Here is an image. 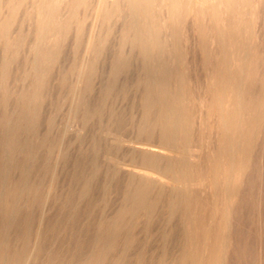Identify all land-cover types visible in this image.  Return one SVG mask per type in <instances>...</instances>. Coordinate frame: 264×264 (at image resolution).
<instances>
[{
  "label": "rangeland",
  "instance_id": "rangeland-1",
  "mask_svg": "<svg viewBox=\"0 0 264 264\" xmlns=\"http://www.w3.org/2000/svg\"><path fill=\"white\" fill-rule=\"evenodd\" d=\"M26 1H28V3ZM98 1L100 0H86V4L80 5L78 10H76L77 12H73V15L62 16V20H60V22L58 23L57 29L55 28L52 32H50L51 34L53 33L52 38H50V40L45 39L41 43L40 49L42 50L40 51L34 48L32 49V46L34 44V41L32 40H35L36 38L35 31L38 26L36 15L34 13L30 14L29 12L32 0H21V3L18 6L20 11L17 8L14 12L15 15H6V7H3V11H1L2 15H0V25L2 26H0V143H2L0 144V152H3L0 153V264H264V259H262L264 258V213L262 212L264 211V187L262 185L264 184V170H262L264 169V141L262 140L263 136H261V133H257L256 135L254 134L255 137L251 140L250 146L244 148V151H240L239 153L235 154V166H232L234 170L231 167L228 168L227 170H225V172L223 171L221 173L222 175L224 173L223 176L220 174L217 167L218 163H220V159L216 157L218 156L217 153H219L221 150L220 147L225 142L219 117L220 115H223L227 110H231V105L233 106L237 101L239 87L238 84L240 80L243 81V79H241V77L239 76L240 72H242L241 74L251 72L250 82H248V87L246 86L245 89L246 94L249 93V96L252 95L251 99L255 103L253 111V120L255 121V123L253 121L252 129L255 128L256 132L258 128H264V0H157V2L156 0H149V11L147 13L148 16H146L154 21L156 20L159 22L166 18V8L168 7V3H170L171 1H174L176 4H181L180 6L185 7L181 12V14L184 16L182 17L181 15H179V32L178 30L176 31V34L178 35L176 38L171 39L170 42L174 44L176 43V45L173 47V50L174 56L178 58L176 65H178V73L180 75L177 80V87L178 90H182L181 92L183 93L182 95L184 98L183 102L186 106L185 114L187 123L184 133L187 134V138L182 141L183 143L181 142V144H183L182 149L184 148L183 151H185L186 148L187 150L185 153H187L188 155L189 153L192 154V156L187 158V161H192V163L200 162L202 166L198 167V170H196V172H192L189 175L190 179L186 177L189 185H191H188V188L190 192H192L191 194L195 195L194 197H196L194 204L189 206L187 210H185L184 205H182L179 209H176L174 211L168 209L167 207H165V209L163 208L162 211V207L164 206L160 204L157 205L158 207L154 206L156 208L152 206L151 209L153 211L150 209V206L148 207L144 205L145 207L139 206V208H136V206L134 205H127L125 199L123 198V196L126 197V192L128 193L126 177H111L110 174L108 175V168L112 166L111 162L104 156V153L108 149H115V152L114 150L113 152L117 157L120 158L125 157L124 159H129L130 156L131 158L136 157L133 154L127 152V148L123 146L120 147V145L117 144L112 145L108 137H106V135L102 132V129L108 125H112L113 127L120 129L124 135H130L132 134V131H134L131 130L133 125L136 124L138 120L139 124L142 121V88L139 87L138 89L135 87V85H132V81L134 82L136 76L140 73V71H142L140 60L137 61V63L133 58V60L129 64V70L127 72L120 73L122 76L119 74L116 78H114L115 75L112 73L113 69H111L113 68V66L111 65H114L113 60L115 59V53L119 49V32L122 33V20H124V18H127L128 16L126 15V12H116V14L114 13L111 16L105 15L106 17L103 15L105 19L103 20V28L100 30L101 32L104 31L103 33H106L107 35V40L105 42L106 47L104 46L102 53L96 56L92 55L93 57L91 55L89 56V59H91L90 63L87 65L88 67H85L84 69V73L86 76L83 74L84 78L82 82L78 84L76 93H73L75 92V90L73 91V88H75L76 86L75 71L79 68V62L84 56L87 36L91 31H95L96 33L100 32L98 25L96 26V15L94 11V7L97 5ZM101 1L105 6L109 4L110 0ZM214 5H216V7ZM226 5H229V7H227ZM223 13L226 14L224 15V17L222 16ZM230 19L232 20L231 23ZM197 20L199 21V23ZM211 26H213V28ZM59 27L62 28L60 29ZM216 28H218L217 31ZM193 29L195 31H193ZM156 32L159 35L165 33L163 30H156ZM209 32H211L213 35L215 34V37L222 33L223 39L219 37L212 38L211 34H208ZM202 33L208 35H204L205 37L203 39V36H200ZM210 37L212 40L217 38L218 40L212 41L210 40ZM6 41L7 43H4ZM51 42L54 43L52 44ZM201 42L204 43L202 44ZM229 42L232 45H229ZM247 43H249L250 46ZM233 45L235 47H233ZM256 45L259 48H257ZM260 46H262L263 48ZM222 51L224 52V54ZM240 51L242 52V55ZM246 51H250L251 53L249 52L247 54ZM49 54L51 57L49 56ZM230 54L231 56L229 57ZM244 57L246 58V61ZM205 58L212 59V61L205 63ZM216 60L220 65H218ZM237 60L239 63L237 62ZM258 61L262 64H260ZM7 62L11 66L8 65ZM40 62L43 63V65H41ZM2 64L4 66H2ZM255 66L257 70L255 69ZM205 70H207V72ZM43 72L45 74H43ZM221 72L226 74V78H220ZM254 74L256 77L255 79ZM206 76L208 78H206ZM205 79L207 80V83ZM179 81H181L182 83ZM173 82L174 81L172 79L171 83H176ZM258 83L260 84L258 85ZM90 87L91 90H89ZM121 90L124 91L122 92ZM79 91H81V93ZM87 91L90 93H88ZM122 93L124 94L122 95ZM100 98L103 99V101ZM106 98L109 100H107ZM137 99L140 102H138ZM84 100L87 102H85ZM75 102L79 105L78 113L80 114V116H77L79 122L77 118H72L69 114L71 106L72 104H75ZM202 102L204 104H202ZM135 104H137V106ZM189 104L191 106H189ZM113 106L115 110L112 109ZM131 106H133V108ZM138 107H140V109ZM189 113H191V115ZM130 114H133V117ZM206 115L209 116V120L207 119L208 116ZM131 117L132 119H130ZM128 120H130L131 122ZM216 120L218 121V125L216 123ZM212 121L214 122L212 123ZM76 124H79V126H82V128L80 130H77ZM214 124L215 126H213ZM209 128L212 130H210ZM238 129L236 128V133L240 131V129ZM214 132L215 135H213ZM201 138L203 139L201 140ZM198 142H200L201 145ZM214 143L215 145H213ZM17 144H20L21 146L19 145V147ZM198 148L200 149V151L202 150L203 153L202 151L200 152ZM260 149L262 150L260 151ZM46 152L49 154H47ZM2 153H5L6 155ZM22 155L25 156L22 157ZM65 157V160L67 161L64 160ZM22 159L24 162L22 161ZM249 160L251 163H248ZM92 162L93 164H96L93 165ZM44 163L48 166L44 165ZM244 165L247 166L246 170L243 169ZM37 166L39 169L37 168ZM44 167L46 169H44ZM205 167L208 168L206 169ZM96 171L98 172L96 173ZM104 173L107 174V176H105ZM96 174H98V176H96ZM229 174L231 176V179L229 178L230 176H228ZM90 175H94V177L92 176V178L90 177ZM204 176L206 178H204ZM224 176L226 179L223 178ZM203 178L206 182L203 181ZM242 178L245 179V183ZM250 178L252 180H249ZM218 179L220 180L218 181ZM109 181H111V183H109ZM212 182L214 185L212 184ZM210 185H212V187ZM224 185L229 187V189L225 190ZM259 186H262L261 190L258 189L260 188ZM241 187L243 188V190ZM107 188L111 190V192ZM218 189L220 190L218 191ZM121 190H123V193L121 192ZM237 191H239V195H237ZM252 191L254 193H251ZM213 195L215 196L213 197ZM205 196H207L208 199ZM197 197H199V199ZM216 199L219 200V202L216 201ZM207 202L211 203V205L207 204ZM233 202L237 203L234 204ZM259 202L261 205L259 204ZM197 204L198 206H196ZM121 205L124 207L121 208ZM118 206H120V208ZM207 206L210 209L212 206V209H208ZM141 208H143L144 210H141ZM159 208L161 209V211ZM228 209H230V212ZM117 211L122 212H118V214H116ZM148 211L151 213H148ZM158 211H160L161 213ZM218 212L219 214H217ZM260 213L263 214L260 215ZM119 215H121L122 218ZM142 215H144L145 217ZM147 216L148 220L146 219ZM164 217L166 218V220ZM187 217L190 219H188ZM200 217L202 220L200 219ZM139 218L144 219L140 220ZM203 218L206 219L205 222H203ZM224 219H227V221H225ZM116 220L120 222V226L119 222L117 223ZM103 221L105 222V224ZM99 222L101 224H99ZM113 222L117 225H113ZM140 222H142V224ZM143 222L144 224L146 223L145 227L142 226L144 225ZM122 223L125 225H122ZM149 224L150 227H152L150 229ZM228 224L231 226H229ZM131 225L133 226L131 227ZM161 225H163L164 227H162ZM111 226H114L115 228L113 227V229H111ZM104 227L107 229H104ZM118 227L121 229L118 230ZM161 228H163V230ZM97 229H101V231L103 232ZM125 230L128 231L125 232ZM96 231H99L98 233L100 235ZM123 231L126 234H123ZM184 231L185 233H183ZM94 233L96 236L94 235ZM110 233L113 234L112 237V234ZM179 233L181 234L179 235ZM36 234L37 236H35ZM38 234L40 235L38 236ZM97 234L100 238L97 237ZM116 234L119 235V237H117ZM151 234L153 235L151 236ZM130 235H132L131 237H133V239L129 237ZM160 235L163 237H161ZM122 236L124 239L122 238ZM242 236L244 237V239ZM115 237L118 239H116ZM128 237L131 239L128 240ZM107 239L110 240L111 243L109 241L107 244ZM260 239L262 240V242ZM119 240L121 242H119ZM198 242L199 244H197ZM126 243L128 246L125 245ZM225 243H227V246H225ZM109 244H111V246ZM122 244L127 246V248L124 247L125 250L123 249L124 245L122 246ZM120 245L121 247H119ZM102 246L105 247V249ZM228 246H230V249L228 248ZM116 247L117 249H115ZM189 247L191 248V250L189 249ZM100 248L103 249L100 250ZM176 248L177 250H175ZM221 248H223V250ZM128 249L131 250L129 251ZM99 251L103 253H99ZM106 251H108L109 253L107 252L106 254ZM207 252L208 254L206 255ZM96 253H98V255ZM104 253L107 256L104 255ZM189 255L191 258L189 257Z\"/></svg>",
  "mask_w": 264,
  "mask_h": 264
},
{
  "label": "bare ground",
  "instance_id": "bare-ground-1",
  "mask_svg": "<svg viewBox=\"0 0 264 264\" xmlns=\"http://www.w3.org/2000/svg\"><path fill=\"white\" fill-rule=\"evenodd\" d=\"M23 1V0H22ZM31 1V0H30ZM105 1V0H104ZM167 1V0H166ZM170 1V0H169ZM208 1V0H206ZM229 1V0H228ZM28 3V1H26ZM149 0H110L108 5H103V2L100 0L98 1L97 5L94 7V11H95V15H96V26L98 25L99 30L103 28V20L105 19V15H113L114 13L116 14V12H126L128 15L127 18H124L123 21V25H122V33L119 32L120 34V40H119V49L116 51V55H115V59L113 60V64L111 65L113 66V71L112 73L115 75L114 78L118 77V75L122 72H127L129 70V64L130 62L133 60V58L137 61L140 60L141 62V70L140 73L136 76L135 81H132V85H135L136 88L139 89V87H141L142 89V98H141V104H142V113H141V119L142 121L139 124V120L136 124L133 125V127L131 128L132 134L130 135H124L120 129L113 127L112 125H108L105 128L102 129V132L106 135V137H108L109 141L113 144H117L127 148V152L133 154L136 158H130L129 159H124L123 157H117L115 152L113 150H111L112 148L108 149L105 153L104 156L111 162L112 166H108L110 168H108V175L110 174L111 177H126V184H127V188H128V193L126 192V197L123 196V198L125 199V202L131 205L136 206V208H139V206H157V205H162L164 207H162V211L163 208L165 209V207H167L170 210H176L179 209L182 205H184L185 210L188 209L189 206L193 205L195 202V195H192L188 188L189 182L187 181L186 177H190L189 175L192 172H196V170H198V167H201L202 164L200 162H189L187 161V158L192 156L191 153H189V155L186 152V148L185 151H183L182 149V145L181 142L184 141L187 138V134L184 133L185 132V128H186V114H185V110H186V106L184 104V98H183V93L178 90V85H177V80L178 77L180 76L178 73V65H176L177 63V59L174 56V50L173 47L176 45V43H172L170 42L171 39H174L177 37L178 34H176V31L179 29V25L178 22L180 20L179 15H181L182 17L184 15L181 14L182 9H184V6H180L178 4H176L174 1H171L170 3H168V7L166 8V18L163 19L161 22L159 21H154L151 18L147 17L148 16V11H149ZM152 2V1H151ZM157 2V0H156ZM163 2V1H162ZM185 2V1H184ZM191 2V1H190ZM198 2V1H197ZM202 2V1H201ZM245 2V1H244ZM21 3V0H0V15H2L1 11H3V7H6V15H13L15 10L18 8L19 4ZM107 3V2H106ZM105 3V4H106ZM192 3V2H191ZM200 3V1H199ZM257 3V2H255ZM86 4V0H32V4H31V8L29 10L30 14L34 13L36 15V21L38 22V26L37 29L35 31V40L33 39L32 41H34V44L32 46V49H37L38 51L42 50L40 49V45L41 43L45 40L48 39L50 40V38H52V34L50 32H52L55 28L57 29L58 23L60 22V20H62V16H67V15H73V12H77L76 10H78L80 5H85ZM152 4V3H151ZM204 4V3H203ZM213 4V3H212ZM218 4V3H217ZM246 4V3H245ZM63 5V6H62ZM201 5V4H200ZM221 5V4H220ZM219 5V6H220ZM242 5V4H241ZM259 5V4H258ZM257 5V6H258ZM28 6V5H27ZM216 7V5H214ZM227 6V5H226ZM235 6V5H234ZM246 6V5H244ZM253 6V5H252ZM23 7V6H22ZM229 7V5L227 6ZM239 7V6H238ZM254 7V6H253ZM21 8V6H20ZM25 8V7H24ZM82 8V7H81ZM84 8V7H83ZM191 8V7H190ZM208 8V7H207ZM210 8V7H209ZM240 8V7H239ZM243 8V7H242ZM247 8V7H246ZM264 8V7H263ZM154 9V8H153ZM219 9V7H218ZM260 9V8H259ZM258 9V10H259ZM19 10V8H18ZM85 10V9H84ZM213 10V9H212ZM211 10V11H212ZM217 10V9H215ZM239 10V9H237ZM248 10V9H247ZM20 11V10H19ZM192 11V10H191ZM206 11V9H205ZM249 11V10H248ZM256 11V10H255ZM84 12V11H83ZM93 12V11H92ZM217 12V11H216ZM257 12V11H256ZM262 12V11H261ZM17 13V12H16ZM212 13V12H211ZM263 13V12H262ZM21 14V13H20ZM123 14V13H122ZM162 14V15H164ZM260 14V13H259ZM15 15V14H14ZM34 15V16H35ZM81 15V14H80ZM103 15L105 17H103ZM121 15V14H120ZM124 15V14H123ZM147 15V16H146ZM203 15V14H202ZM223 13V17H224ZM257 15V14H256ZM261 15V14H260ZM33 16V15H32ZM57 17V18H56ZM151 17V15H150ZM163 17V16H162ZM218 17V16H217ZM221 17V16H220ZM233 17V16H232ZM231 17V18H232ZM237 17V16H236ZM241 17V16H239ZM18 18V17H17ZM64 18V17H63ZM119 18V17H118ZM117 18V19H118ZM121 18V17H120ZM210 18V17H209ZM252 18V17H251ZM72 19V18H71ZM123 19V18H122ZM239 19V18H238ZM69 20V19H68ZM231 20V19H230ZM4 21V20H3ZM2 21V22H3ZM6 21V20H5ZM12 21V19H11ZM98 21V23H97ZM102 21V22H101ZM198 21V20H197ZM209 21V20H208ZM211 21V20H210ZM216 21V20H215ZM228 21V20H227ZM17 22V21H16ZM30 22V21H29ZM107 22V21H106ZM119 22V21H118ZM184 22V21H183ZM201 22V21H200ZM203 22V21H202ZM213 22V21H212ZM222 22V21H220ZM232 22V20L230 21V23ZM236 22V20H235ZM12 23V22H11ZM79 23V21H78ZM199 23V21H198ZM219 23V22H217ZM25 24V22H24ZM36 24V23H35ZM61 24V23H60ZM107 24V23H106ZM203 24V23H202ZM234 24V23H233ZM239 24V22H238ZM200 25V24H199ZM198 25V27H199ZM209 25V23H208ZM222 25V24H221ZM230 25V24H229ZM236 25V24H235ZM247 25V24H246ZM2 26V25H0ZM19 26V25H18ZM79 26V25H78ZM184 26V23H183ZM206 26V24H205ZM214 26V25H213ZM213 26H211L213 28ZM223 27V26H222ZM60 28V27H59ZM62 28V27H61ZM60 28V29H61ZM93 28V27H92ZM91 28V29H92ZM211 28V29H212ZM225 28V27H224ZM223 28V29H224ZM15 29V28H14ZM108 29V28H107ZM185 29V28H184ZM198 29V28H197ZM196 29V30H197ZM201 29V28H200ZM218 28H216L217 31ZM231 29V28H230ZM245 29V27H244ZM63 30V29H62ZM70 30V29H69ZM112 30V29H111ZM110 30V31H111ZM156 30H163L165 33L164 34H158L156 32ZM192 30V29H191ZM210 30V29H209ZM239 30V29H238ZM181 31V30H180ZM193 31H195L193 29ZM199 31V30H198ZM197 31V33H198ZM227 31V30H226ZM247 31V30H246ZM18 32V31H17ZM104 32V31H103ZM103 32H98L96 33L95 31H91L88 36H87V41H86V49L84 50V56L81 59V61L79 62L78 65V69L75 71L76 73V86L75 88H73V91L75 90V92H73L74 94L77 91V87L78 84L80 82H82L83 80V76L85 75L84 73V69L85 67H88L87 65L90 63L89 59L90 55H98L100 53H102L103 48L105 46V42L107 40V35L106 33L104 34ZM179 32V30H178ZM203 32V31H202ZM224 32V31H223ZM3 33V32H1ZM81 33V32H80ZM201 33V32H200ZM205 33V32H204ZM204 33H202L200 36H203V39L205 36H207L208 34H211L212 38H222L223 39V34L222 33H218L219 35H217L215 37V34L213 35L211 32H209L207 35H205ZM237 33V32H236ZM37 34V36H36ZM181 34V32H180ZM242 34V33H241ZM199 35V34H198ZM205 35V36H204ZM44 36V37H43ZM79 36V35H78ZM229 36V34H228ZM19 37V36H18ZM23 37V36H22ZM43 37V38H41ZM198 37V36H195ZM210 37V40H212ZM12 38V37H11ZM28 38V37H27ZM79 38V37H78ZM119 38V37H118ZM201 38V37H200ZM199 38V39H200ZM207 38V37H206ZM236 38V37H235ZM240 38V37H239ZM247 38V37H246ZM13 39V38H12ZM221 39V40H222ZM237 39V38H236ZM4 40V39H3ZM28 40V39H27ZM180 40V39H179ZM206 40V39H205ZM214 40H218L214 39ZM212 40V41H214ZM235 40V39H234ZM240 40V39H239ZM228 41V40H227ZM264 41V40H263ZM175 42V40H174ZM206 42V41H205ZM219 42V41H218ZM224 42V41H223ZM232 42V41H231ZM4 43H7L4 42ZM52 43V42H51ZM54 43V42H53ZM52 43V44H53ZM178 43V42H177ZM202 43V42H201ZM204 43V42H203ZM202 43V44H203ZM244 43V42H243ZM23 44V43H21ZM25 44V43H24ZM235 44V43H234ZM249 46L250 44L247 43ZM252 44V43H251ZM15 45V44H14ZM222 45V44H221ZM229 45L230 44L229 42ZM6 46V45H5ZM4 46V47H5ZM25 46V45H24ZM204 46V45H203ZM211 46V45H210ZM241 46V45H240ZM263 46V45H262ZM260 46V47H262ZM23 47V46H22ZM106 47V46H105ZM232 47V46H231ZM233 47H235L233 45ZM232 47V48H233ZM257 47V45H256ZM2 48V47H1ZM216 48V46H215ZM259 48V47H257ZM263 48V47H262ZM22 49V48H21ZM44 49V46H43ZM77 49V48H76ZM48 50V49H47ZM218 50V49H217ZM245 50V49H242ZM252 50V49H251ZM2 51V50H1ZM176 51V50H175ZM179 51V50H178ZM177 51V52H178ZM226 51V50H225ZM257 51V50H256ZM35 52V51H34ZM33 52V53H34ZM37 52V51H36ZM46 52V51H44ZM223 52V51H222ZM221 52V53H222ZM230 52V51H229ZM241 52V51H240ZM247 54L250 52L246 51ZM255 52V51H252ZM263 52V51H262ZM176 53V52H175ZM212 53V52H211ZM216 53V51H215ZM213 53V54H215ZM239 53V52H238ZM251 53V52H250ZM257 53V52H256ZM259 53V52H258ZM5 54V53H4ZM48 54V53H47ZM224 54V52H223ZM232 54V53H231ZM231 54L229 55V57L231 56ZM240 54V53H239ZM238 54V55H239ZM261 54V53H260ZM3 55V54H2ZM36 55V53H35ZM41 55V54H40ZM242 55V52H241ZM258 55V54H257ZM33 56V55H32ZM38 56V55H37ZM50 56V54H49ZM184 56V55H183ZM209 56V55H208ZM236 56V55H235ZM253 56V54H252ZM6 57V56H5ZM51 57V56H50ZM93 57V56H92ZM101 57V56H100ZM98 57V58H100ZM113 57V56H112ZM181 57V56H180ZM214 57V56H213ZM212 57V58H213ZM216 57V56H215ZM250 57V56H249ZM260 57V55H259ZM258 57V58H259ZM182 58V57H181ZM220 58V57H218ZM245 58V57H244ZM254 58V57H253ZM257 58V56H256ZM15 59V58H14ZM51 59V58H50ZM55 59V58H54ZM94 59V58H93ZM217 59V58H216ZM223 59V58H222ZM227 59V58H226ZM232 59V58H231ZM230 59V60H231ZM243 59V58H242ZM5 60V59H4ZM11 60V59H10ZM17 60V58H16ZM15 60V61H16ZM25 60V59H24ZM203 60V59H202ZM218 60V59H217ZM216 60V61H217ZM263 60V59H262ZM12 61V60H11ZM29 61V60H28ZM39 61V60H38ZM50 61V60H49ZM180 61V60H179ZM183 61V60H182ZM186 61V60H185ZM195 61V60H194ZM201 61V60H199ZM209 61H212V59L209 58H205L204 62L207 63ZM232 61V60H231ZM241 61V60H240ZM246 61V58H245ZM254 61V60H253ZM14 62V61H13ZM238 62V60H237ZM242 62V61H241ZM240 62V63H241ZM244 62V61H243ZM259 62V61H258ZM11 63V62H10ZM35 63V62H34ZM51 63V62H50ZM73 63V62H72ZM138 63V62H137ZM212 63V62H210ZM218 63V61H217ZM216 63V64H217ZM224 63V62H223ZM239 63V62H238ZM247 63V62H246ZM245 63V64H246ZM260 63V62H259ZM8 64V62H7ZM41 65H43V63L40 62ZM58 64V63H57ZM71 64V63H70ZM110 64V63H109ZM180 64V63H179ZM183 64V63H182ZM244 64V65H245ZM250 64V63H249ZM262 64V63H260ZM10 65V64H8ZM45 65V64H44ZM132 65V64H131ZM218 65H220L218 63ZM251 65V64H250ZM2 66H4L2 64ZM11 66V65H10ZM51 66V65H50ZM213 66V65H212ZM229 66V65H228ZM237 66V65H236ZM253 66V63H252ZM251 66V67H252ZM261 66V65H260ZM263 66V65H262ZM26 67V66H25ZM52 67V66H51ZM64 67V66H63ZM227 67V66H226ZM225 67V70H226ZM231 67V66H230ZM235 67V66H234ZM246 67V66H245ZM6 68V67H5ZM35 68V67H34ZM204 68V67H203ZM212 68V67H211ZM247 68V67H246ZM205 69V68H204ZM219 69V68H218ZM223 69V68H222ZM231 69V68H230ZM237 69V68H236ZM256 69V66H255ZM72 70V69H71ZM209 70V69H207ZM207 70H205L207 72ZM221 70V69H220ZM248 70V69H246ZM253 70V69H250ZM257 70V69H256ZM264 70V69H263ZM262 70V71H263ZM9 71V70H8ZM38 71V70H37ZM135 71V70H134ZM133 71V72H134ZM204 71V70H203ZM231 71V70H230ZM238 71V70H237ZM243 71V70H242ZM261 71V70H260ZM3 72V71H2ZM87 72V71H86ZM91 72V71H90ZM215 72V71H214ZM225 72V71H224ZM229 72V71H228ZM216 73V72H215ZM231 73V72H230ZM229 73V74H230ZM233 73V72H232ZM242 72H240L239 76L241 77V79H243V81L240 80L239 84H238V98L236 103L232 106L231 105V110H227L226 112H224L223 115H220L219 119H220V125H221V130H222V134H223V138H224V144L220 147V152L217 153L218 159H220V163H218V170L220 172V174L225 170H227L228 168H232V166L235 164L234 160H235V154L239 153L240 151H244L246 147L250 146L251 140L255 137V135L257 133H261V136H263V141H264V128L260 127L257 129V131L255 132V128L252 129V123H253V111H254V102L251 99L252 95L249 96L248 94H246V89L245 87H248V82H250L251 79V72H246L241 74ZM255 73V72H254ZM259 73V72H258ZM1 74V72H0ZM43 74H45L43 72ZM67 74V73H65ZM69 74V73H68ZM84 74V75H83ZM88 74V73H87ZM95 74V73H93ZM92 74V75H93ZM126 74V73H125ZM134 74V73H133ZM136 74V73H135ZM182 74V73H181ZM214 74V73H213ZM221 76L220 78H226V74L224 73H220ZM30 75V74H29ZM38 75V74H37ZM121 75V74H120ZM233 75V74H232ZM259 75V74H258ZM86 76V75H85ZM112 76V75H111ZM122 76V75H121ZM215 76V75H214ZM228 76V75H227ZM7 77V76H5ZM10 77V76H9ZM71 77V76H70ZM92 77V76H91ZM185 77V76H184ZM233 77V76H232ZM1 78V77H0ZM37 78V77H36ZM48 78V77H47ZM127 78V77H125ZM206 78H208L206 76ZM235 78V77H234ZM237 78V77H236ZM255 74H254V79H255ZM40 79V77H39ZM46 79V77H45ZM65 79V78H64ZM75 79V78H74ZM176 82L174 84L171 83V81ZM219 79V78H218ZM36 80V79H35ZM115 80V79H114ZM117 80V79H116ZM120 80V78H119ZM132 80V79H131ZM183 80V79H182ZM206 80V79H205ZM204 80V81H205ZM214 80V79H213ZM258 80V79H257ZM122 81V80H121ZM128 81V79H127ZM217 81V79H216ZM225 81V80H224ZM264 81V80H263ZM262 81V82H263ZM33 82V81H32ZM114 82V81H113ZM126 82V81H125ZM181 82V81H179ZM260 82V81H259ZM25 83V82H24ZM118 83V82H117ZM120 83V82H119ZM131 83V82H130ZM182 83V82H181ZM207 83V80H206ZM205 83V84H206ZM261 83V82H260ZM258 83V85L260 84ZM70 84V83H69ZM129 84V83H128ZM180 84V83H179ZM211 84V83H210ZM214 84V83H213ZM223 84V83H222ZM226 84V82H225ZM228 84V83H227ZM252 84V83H251ZM38 85V84H36ZM105 85V84H104ZM109 85V84H108ZM189 85V84H188ZM187 85V86H188ZM2 86H3V82H2ZM42 86V85H41ZM113 86V85H112ZM193 86V85H192ZM222 86V85H221ZM227 86V85H226ZM263 86V85H262ZM108 87V86H105ZM111 87V86H110ZM133 87V86H132ZM181 87V86H180ZM185 87V86H184ZM207 87V85H206ZM217 87V86H216ZM229 87V86H228ZM29 88V87H28ZM190 88V87H189ZM188 88V91H189ZM254 88V87H252ZM105 89V88H104ZM107 89V88H106ZM132 89V88H131ZM229 89V88H228ZM251 89V88H250ZM32 90V88H31ZM29 90V91H31ZM88 90V89H87ZM91 90V87L90 89ZM88 90V91H89ZM113 90V89H112ZM206 90V89H205ZM28 91V90H27ZM87 91V92H88ZM104 91V90H103ZM122 91V90H121ZM124 91V90H123ZM122 91V92H123ZM128 91V90H127ZM126 91V92H127ZM138 91V90H137ZM187 91V90H186ZM210 91V90H209ZM81 93V91H79ZM106 92V91H105ZM118 92V91H117ZM257 92V91H256ZM31 93V92H30ZM90 93V92H88ZM111 93V92H110ZM115 93V92H114ZM137 93V92H136ZM135 93V94H136ZM231 93V92H230ZM229 93V94H230ZM32 94V93H31ZM78 94V93H77ZM121 94V93H120ZM124 93H122L123 95ZM126 94V93H125ZM132 94V93H131ZM210 94V93H209ZM89 95V94H88ZM109 95V93H108ZM107 95V96H108ZM121 95V96H122ZM139 95V94H138ZM187 95V94H186ZM189 95V94H188ZM204 95V94H203ZM207 95V94H206ZM12 96V95H11ZM28 96V95H27ZM86 96V95H85ZM91 96V95H90ZM135 96V95H134ZM210 96V95H209ZM26 97V96H25ZM36 97V95H35ZM76 97V96H75ZM111 97V96H110ZM141 97V96H140ZM208 97V96H207ZM214 97V96H213ZM232 97V95H231ZM79 98V97H78ZM105 98V97H104ZM116 98V96H115ZM121 98V97H120ZM126 98V97H124ZM123 98V99H124ZM133 98V97H132ZM138 98V97H137ZM205 98V97H204ZM236 98V97H235ZM72 99V98H71ZM74 99V98H73ZM101 99V98H100ZM107 99V98H106ZM136 99V98H135ZM187 99V98H186ZM209 99V98H208ZM213 99V98H212ZM230 99V98H229ZM68 100V99H67ZM88 100V99H87ZM103 101V99H101ZM109 100V99H107ZM134 100V99H133ZM188 100V99H187ZM192 100V99H191ZM198 100V99H197ZM207 100V99H206ZM218 100V99H217ZM73 101V100H72ZM85 101V100H84ZM106 101V100H105ZM138 101V99H137ZM190 101V99H189ZM203 101V100H202ZM227 101V100H226ZM74 102V101H73ZM72 102V103H73ZM87 102V101H85ZM91 102V101H90ZM107 102V101H106ZM140 102V101H138ZM188 102V101H187ZM194 102V101H193ZM192 102V103H193ZM199 102V101H198ZM197 102V103H198ZM207 102V101H206ZM258 102V101H257ZM27 103V102H26ZM68 103V102H67ZM94 103V102H93ZM103 103V102H102ZM186 103V101H185ZM189 103V102H188ZM191 103V102H190ZM30 104V103H29ZM38 104V103H37ZM81 104V103H80ZM100 104V103H99ZM106 104V103H105ZM138 104V103H137ZM137 104H135L137 106ZM202 104H204L202 102ZM219 104V103H218ZM231 104V103H230ZM229 104V105H230ZM88 105V104H87ZM132 105V103H131ZM134 105V104H133ZM195 105V104H194ZM193 105V106H194ZM258 105V104H257ZM18 106V105H17ZM69 106V105H68ZM82 106V105H81ZM89 106V105H88ZM102 106V104H101ZM104 106V105H103ZM135 106V108H136ZM189 106H191L189 104ZM208 106V105H207ZM225 106V105H224ZM105 107V106H104ZM133 108V106H131ZM195 107V106H194ZM193 107V108H194ZM220 107V106H219ZM258 107V106H257ZM15 108V107H14ZM19 108V107H18ZM108 108V107H107ZM131 108V109H132ZM140 109V107H138ZM202 108V107H201ZM205 108V107H204ZM211 108V107H210ZM8 109V108H7ZM87 109V108H86ZM95 109V108H94ZM103 109V108H102ZM106 109V108H105ZM110 109V108H109ZM114 109V106L112 108ZM230 109V108H229ZM79 110V105L78 103L75 102V104H72L71 109H70V117L72 118H77V116L80 114L78 113ZM138 110V109H137ZM218 110V109H217ZM224 110V109H223ZM6 111V110H5ZM99 111V110H98ZM135 111V109H134ZM188 111V110H187ZM215 111V110H214ZM222 111V110H221ZM80 112V111H79ZM94 112V110H93ZM107 112V110H106ZM105 112V113H106ZM209 112V111H208ZM68 113V112H66ZM82 113V112H81ZM104 113V114H105ZM131 113V112H130ZM214 113V112H212ZM26 114V113H25ZM94 114V113H93ZM102 114V113H101ZM108 114V113H107ZM106 114V115H107ZM134 114V113H133ZM133 114H130L131 116ZM137 114V113H136ZM135 114V115H136ZM191 115V113H189ZM206 114V113H205ZM204 114V116H205ZM16 115V114H15ZM96 115V114H95ZM115 115V114H114ZM211 115V114H210ZM218 115V114H217ZM1 116V115H0ZM14 116V114H13ZM18 116V114H17ZM16 116V117H17ZM36 116V115H35ZM82 116V114H81ZM108 116V115H107ZM110 116V114H109ZM201 116V115H200ZM208 116V115H206ZM213 116V115H212ZM211 116V117H212ZM216 116V115H215ZM264 116V115H263ZM21 117V116H20ZM92 117V116H91ZM114 117V116H113ZM130 117V116H129ZM133 117V116H132ZM132 117L130 119H132ZM217 117V116H216ZM26 118V117H25ZM94 118V116H93ZM140 118V117H139ZM202 118V117H201ZM209 118V116L207 117V119ZM218 118V117H217ZM78 119V118H77ZM87 119V118H86ZM123 119V118H122ZM138 119V118H137ZM136 119V120H137ZM52 120V119H51ZM69 120V119H68ZM85 120V119H84ZM92 120V119H91ZM117 120V119H116ZM125 120V117H124ZM209 120V119H208ZM26 121V120H25ZM37 121V120H36ZM39 121V120H38ZM122 121V120H120ZM130 121V120H128ZM217 121V120H216ZM35 122V120H34ZM53 122V121H52ZM73 122V121H72ZM76 122V121H75ZM79 122V119H78ZM115 122V120H114ZM124 122V121H122ZM127 122V121H126ZM131 122V121H130ZM134 122V121H132ZM208 122V121H207ZM214 121H212L213 123ZM2 123V122H1ZM19 123V122H18ZM69 123V122H68ZM88 123V122H87ZM196 123V122H195ZM200 123V121H199ZM218 125V121L216 122ZM255 123V121H254ZM16 124V123H15ZM72 124V123H71ZM75 124V123H73ZM80 124V123H79ZM79 124L77 125V130H80L82 128V126H79ZM122 124V123H121ZM125 124V123H123ZM131 124V123H130ZM22 125V124H21ZM75 125V126H76ZM83 125V124H82ZM129 125V124H128ZM202 125V123H201ZM263 125V124H261ZM33 126V125H32ZM51 126V125H50ZM49 126V127H50ZM130 126V125H129ZM215 126V124L213 125ZM37 127V126H36ZM69 127V126H68ZM120 127V126H119ZM196 127V125H195ZM200 127V126H199ZM19 128V127H18ZM52 128V127H51ZM75 128V129H76ZM84 128V127H83ZM192 128V127H191ZM194 128V127H193ZM236 128L240 129V131H238L236 133ZM125 129V128H124ZM207 129V127H206ZM210 129V128H209ZM214 129V128H213ZM234 129V131H233ZM238 129V130H239ZM29 130V129H28ZM190 130V129H189ZM198 130V129H197ZM204 130V129H203ZM212 130V129H210ZM201 131V128H200ZM78 132V131H77ZM188 132V131H187ZM205 132V131H204ZM213 132V131H212ZM220 132V131H218ZM26 133V130H25ZM15 134V133H14ZM49 134V133H48ZM194 134V133H193ZM217 134V133H216ZM255 134V135H254ZM215 135V132L214 134ZM212 135V136H213ZM219 135V134H218ZM221 135V134H220ZM191 136V135H190ZM197 136V135H196ZM200 136V135H199ZM205 136V133H204ZM202 136V137H204ZM217 136V135H216ZM21 137V136H20ZM195 137V136H194ZM208 137V136H207ZM219 138V137H218ZM261 138V137H260ZM259 138V139H260ZM31 139V138H30ZM203 138H201L202 140ZM52 140V138H51ZM193 140V139H192ZM218 140V139H217ZM214 141V140H212ZM255 141V140H254ZM262 141V142H263ZM20 142V141H19ZM220 142V141H219ZM218 142V143H219ZM2 143V142H1ZM0 143V144H1ZM25 143V142H24ZM109 143V142H108ZM107 143V144H108ZM183 143V142H182ZM200 143V142H198ZM4 144V143H3ZM2 144V145H3ZM7 144V143H6ZM23 144V143H22ZM27 144V143H26ZM42 144V143H41ZM44 144V141H43ZM99 144V143H98ZM197 144V143H196ZM209 144V143H208ZM207 144V145H208ZM220 144V143H219ZM216 144V145H219ZM264 144V143H263ZM16 145V144H15ZM18 146L20 144H17ZM201 145V143H200ZM199 145V146H200ZM215 145V143L213 144ZM5 146V145H4ZM21 146V145H20ZM19 146V147H20ZM197 146V145H196ZM195 146V147H196ZM211 146V145H210ZM51 147V146H50ZM55 147V146H54ZM99 147V146H98ZM108 147V146H107ZM114 147V146H113ZM208 147V146H207ZM8 148V147H6ZM94 148V147H93ZM214 148V147H213ZM218 148V147H217ZM257 148V147H256ZM261 148V147H260ZM29 149V148H28ZM32 149V147H31ZM36 149V148H35ZM53 149V148H51ZM123 149V148H122ZM7 150V149H6ZM49 150V149H48ZM126 150V149H125ZM198 150L200 151V149L198 148ZM204 150V147H203ZM262 149H260L261 151ZM95 151V150H94ZM102 151V150H101ZM202 151V150H201ZM200 151V152H201ZM259 151V152H260ZM3 152V151H1ZM0 152V153H1ZM53 152V151H52ZM63 152V151H62ZM189 152V151H188ZM199 152V153H200ZM255 152V151H254ZM23 153V152H21ZM26 153V151H25ZM47 153V152H46ZM95 153V152H94ZM197 153V151H196ZM203 153V151H202ZM207 153V152H206ZM244 153V152H243ZM264 153V152H263ZM5 154V153H2ZM29 154V153H28ZM49 154V153H47ZM55 154V152H54ZM99 154V153H98ZM210 154V153H209ZM6 155V154H5ZM19 155V154H18ZM123 155V154H121ZM207 155V154H206ZM25 155H22V157ZM44 156V155H43ZM41 156V157H43ZM127 156V155H126ZM254 156V155H252ZM260 156V155H259ZM20 157V156H19ZM27 157V156H26ZM48 157V156H47ZM55 157V156H54ZM98 157V156H97ZM104 157V159H105ZM200 157V156H199ZM202 157V156H201ZM205 157V156H204ZM211 157V156H210ZM251 157V156H250ZM45 158V157H44ZM215 158V157H214ZM227 158V159H226ZM245 158V156H244ZM263 158V157H262ZM17 159V158H16ZM29 159V158H26ZM43 159V158H42ZM66 159V157L64 158V160ZM69 159V158H68ZM212 159V158H211ZM229 159V160H228ZM247 159V158H246ZM264 159V158H263ZM21 160V159H20ZM38 160V159H37ZM63 160V159H62ZM95 160V159H94ZM97 160V159H96ZM99 160V159H98ZM190 160V159H189ZM205 160V159H204ZM213 160V159H212ZM19 161V160H18ZM23 161V159H22ZM55 161V160H54ZM67 161V160H65ZM64 161V162H65ZM203 161V160H202ZM214 161V160H213ZM252 161V160H251ZM263 161V160H261ZM4 162V161H3ZM2 162V163H3ZM17 162V161H16ZM24 162V161H23ZM47 162V161H46ZM63 162V161H62ZM109 162V163H110ZM204 162V161H203ZM217 162V161H216ZM214 162V163H216ZM244 162V161H243ZM51 163V161H50ZM68 163V162H67ZM207 163V162H206ZM248 163H251L250 160ZM5 164V163H4ZM11 164V163H10ZM28 164V163H27ZM49 164V163H47ZM93 164V162H92ZM96 164V163H95ZM93 164V165H95ZM209 164V163H208ZM258 164V163H257ZM262 164V163H261ZM21 165V164H20ZM44 165H46L44 163ZM43 165V166H44ZM53 165V164H52ZM99 165V164H98ZM239 165V164H238ZM48 166V165H46ZM235 166V165H234ZM257 166V165H256ZM41 167V166H40ZM99 167V166H98ZM204 167V166H203ZM247 166L244 165L243 169H247ZM251 167V166H250ZM38 168V166H37ZM91 168V167H90ZM206 169L208 167H205ZM216 168V167H215ZM39 169V168H38ZM43 169V167H42ZM44 169H46L44 167ZM53 169V168H52ZM233 169V168H232ZM236 169V168H235ZM238 169V168H237ZM250 169V168H249ZM259 169V168H258ZM261 169V168H260ZM28 170V169H27ZM100 170V169H99ZM211 170V168H210ZM234 170V169H233ZM251 170V169H250ZM264 170V169H262ZM54 172V170H53ZM95 172V171H94ZM98 171H96L97 173ZM101 172V171H100ZM104 172V171H103ZM107 172V171H105ZM209 172V169H208ZM211 172V171H210ZM233 172V171H232ZM247 172V171H246ZM252 172V171H251ZM255 172V171H254ZM263 172V171H262ZM46 173V172H45ZM85 173V172H84ZM200 173V172H199ZM212 173V172H211ZM242 173V172H241ZM256 173V172H255ZM88 174V173H87ZM105 174V173H104ZM202 174V173H201ZM216 174V173H215ZM239 174V173H238ZM243 174V173H242ZM248 174V173H247ZM250 174V172H249ZM208 175V174H207ZM214 175V174H213ZM222 175V174H221ZM224 175V173H223ZM222 175V176H223ZM233 175V174H232ZM240 175V174H239ZM252 175V174H251ZM263 175V174H262ZM261 175V177H262ZM94 177V175H90V177ZM96 176H98V174H96ZM95 176V177H96ZM105 176H107V174H105ZM211 176V175H210ZM209 176V177H210ZM230 176V174L228 175ZM246 176V175H245ZM254 176V175H253ZM89 177V175H88ZM92 177V178H93ZM260 177V176H259ZM31 178V177H30ZM108 178V177H107ZM204 178H206L204 176ZM203 178V181H205V179ZM214 178V177H213ZM221 178V177H220ZM225 178V176L223 177ZM231 179V176L229 177ZM246 178V177H244ZM110 179V177H109ZM190 179V178H189ZM226 179V178H225ZM243 179V178H242ZM116 180V179H115ZM194 180V179H193ZM212 180V179H211ZM217 180V178H216ZM220 179H218L219 181ZM249 180H252L251 178ZM202 181V182H203ZM233 181V179H232ZM240 181V180H239ZM244 183H245V179H243ZM261 181V180H260ZM259 181V182H260ZM263 181V180H262ZM206 182V181H205ZM216 182V181H215ZM109 183H111V181H109ZM117 183V181H116ZM211 183V181H210ZM237 183V182H236ZM248 183V181H247ZM34 184V183H33ZM121 184V183H120ZM213 184V182H212ZM221 184V183H220ZM255 184V183H254ZM108 185V184H107ZM200 185V184H199ZM214 185V184H213ZM227 185V184H226ZM251 185V184H249ZM258 185V184H256ZM264 187V184H262ZM31 186V185H30ZM34 186V185H33ZM117 186V185H116ZM191 186V185H189ZM206 186V185H205ZM212 187V185H210ZM219 186V185H217ZM216 186V187H217ZM225 186V185H224ZM231 186V185H229ZM243 186V185H241ZM109 187V186H107ZM215 187V188H216ZM246 187V186H245ZM249 187V186H248ZM260 187V186H259ZM262 187V186H261ZM261 187L258 188L261 190ZM112 188V187H111ZM117 188V187H116ZM193 188V186H192ZM237 188V186H236ZM242 188V187H241ZM108 189V188H107ZM229 187L225 186V190H228ZM234 189V188H233ZM257 189V190H258ZM109 190V189H108ZM116 190V189H115ZM124 190V189H123ZM121 190V192L123 191ZM208 190V189H207ZM220 189H218L219 191ZM222 190V188H221ZM243 190V188H242ZM111 192V190H109ZM120 191V190H119ZM193 191V190H192ZM215 191V190H214ZM217 191V190H216ZM230 191V190H229ZM254 191V190H253ZM251 193H254V192ZM259 191V190H258ZM196 192V191H194ZM204 192V191H203ZM223 192V191H220ZM227 192V191H226ZM239 195V191H237ZM243 192V191H242ZM241 192V193H242ZM248 192V191H247ZM123 193V192H122ZM125 193V192H124ZM240 193V195H241ZM195 194V193H194ZM216 194V193H215ZM244 194V193H243ZM250 194V193H249ZM256 194V192H255ZM121 195V194H119ZM198 195V194H197ZM209 195V194H208ZM211 195V193H210ZM220 195V194H219ZM259 195V194H258ZM264 195V193H263ZM261 195V196H263ZM46 196V195H45ZM204 196V194H203ZM215 195H213L214 197ZM229 196V194H228ZM227 196V197H228ZM236 196V195H235ZM251 196V195H250ZM254 196V195H253ZM252 196V197H253ZM122 197V196H121ZM207 199L208 197L205 196ZM226 197V198H227ZM240 197V196H239ZM264 197V196H263ZM262 197V198H263ZM115 198V197H114ZM199 199V197H197ZM230 198V196H229ZM235 198V197H234ZM250 198V197H248ZM261 198V197H260ZM10 199V198H9ZM44 199V198H43ZM197 199V200H198ZM210 199V198H209ZM219 199V198H218ZM247 199V198H246ZM258 199V198H256ZM8 200V199H7ZM45 200V199H44ZM205 200V198H204ZM232 200V199H231ZM264 200V199H263ZM122 201V200H121ZM213 201V200H212ZM216 201L219 202V200L216 199ZM245 201V199H244ZM252 201V200H251ZM47 202V201H46ZM199 202V201H198ZM217 202V203H218ZM123 203V202H122ZM200 203V202H199ZM202 203V200H201ZM234 203V202H233ZM237 202H235L234 204H236ZM246 203V202H245ZM262 203V202H261ZM210 204L211 203H208ZM215 204V203H214ZM219 204V203H218ZM227 204V203H226ZM260 204V202H259ZM263 204V203H262ZM125 205V204H124ZM220 205V204H219ZM225 205V203H224ZM230 205V204H229ZM240 205V204H239ZM261 205V204H260ZM126 206V205H125ZM130 206V205H129ZM144 206V207H145ZM198 206V204L196 205ZM195 206V208H196ZM214 206V205H213ZM222 206V204H221ZM231 206V205H230ZM235 206V205H234ZM242 206V203H241ZM239 206V207H241ZM246 206V205H245ZM120 208V206H118ZM124 206L121 205V208H123ZM143 207V208H144ZM158 207V206H157ZM238 207V208H239ZM141 208V210L143 209ZM156 208V207H154ZM183 208V207H182ZM208 208V206H207ZM237 208V207H236ZM126 209V208H124ZM130 209V208H129ZM135 209V208H134ZM160 209V208H159ZM202 209V208H201ZM210 209V208H208ZM212 209V206H211ZM210 209V210H211ZM231 209V207H230ZM230 209L229 212H230ZM263 209V208H262ZM118 210V209H117ZM121 210V209H120ZM144 210V209H143ZM152 210V209H151ZM150 210V211H151ZM198 210V209H197ZM196 210V211H197ZM218 210V209H217ZM227 210V209H226ZM233 210V209H232ZM237 210V209H235ZM239 210V209H238ZM123 211V210H122ZM122 211H117L116 214H118V212H122ZM153 211V210H152ZM161 211V209H160ZM158 211V212H160ZM205 211V210H204ZM214 211V210H213ZM241 211V210H240ZM129 212V211H127ZM139 212V211H138ZM168 212V211H167ZM191 212V211H190ZM207 212V211H206ZM209 212V211H208ZM216 212V211H215ZM220 212V211H219ZM219 212L217 214H219ZM227 212V211H226ZM264 213V211H262ZM148 213H151L148 211ZM161 213V212H160ZM159 213V214H160ZM164 213V212H163ZM189 213V212H187ZM199 213V212H198ZM225 213V212H224ZM232 213V212H231ZM230 213V214H231ZM234 213V211H233ZM236 213V212H235ZM262 213V214H263ZM125 214V213H124ZM128 214V213H127ZM131 214V212H130ZM145 214V213H143ZM257 214V213H256ZM260 213V215H262ZM27 215V214H26ZM136 215V213H135ZM149 215V214H147ZM158 215V214H157ZM156 215V216H157ZM189 215V214H188ZM121 216V215H119ZM134 216V215H133ZM140 216V213H139ZM144 216V215H142ZM141 216V217H142ZM163 216V215H162ZM167 216V215H166ZM165 216V217H166ZM201 216V215H200ZM215 216V214H214ZM240 216V215H239ZM259 216V215H258ZM135 217V216H134ZM138 217V214H137ZM145 217V216H144ZM150 217V216H149ZM164 217V218H165ZM183 217V215H182ZM197 217V216H196ZM203 217V216H202ZM206 217V216H205ZM204 217V218H205ZM236 217V215H235ZM263 217V216H262ZM106 218V217H104ZM103 218V219H104ZM113 218V217H112ZM115 218V217H114ZM117 218V216H116ZM122 218V216H121ZM125 218V217H124ZM186 218V217H185ZM188 218V217H187ZM199 218V217H198ZM197 218V219H198ZM203 218V219H204ZM208 218V217H207ZM102 219V220H103ZM134 219V218H133ZM140 219V218H139ZM144 219V218H141ZM140 219V220H141ZM148 220V216L146 218ZM163 219V218H162ZM169 219V218H168ZM190 219V218H188ZM201 219V217H200ZM213 219V218H212ZM216 219V218H215ZM247 219V217H246ZM111 220V219H110ZM113 220V219H112ZM118 220V219H117ZM118 223L120 221H117ZM137 220V219H136ZM139 220V221H140ZM166 220V218H165ZM181 220V219H180ZM202 220V219H201ZM200 220V221H201ZM206 219H204L203 222H205ZM225 221H227V219H224ZM232 220V219H231ZM123 221V220H122ZM126 221V220H124ZM144 221V220H143ZM154 221V220H153ZM215 221V220H214ZM104 222V221H103ZM110 222V221H109ZM128 222V221H126ZM135 222V221H133ZM138 222V221H137ZM136 222V223H137ZM146 222V221H145ZM155 222V221H154ZM163 222V221H162ZM168 222V221H167ZM171 222V220H170ZM173 222V220H172ZM220 222V221H219ZM230 222V221H229ZM114 223V222H113ZM131 223V221H130ZM142 224V222H140ZM211 223V222H210ZM209 223V224H210ZM216 223V222H215ZM225 223V222H224ZM234 223V222H232ZM99 224H101L99 222ZM98 224V226H99ZM105 224V222H104ZM107 224V223H106ZM111 224V223H110ZM128 224V223H127ZM139 224V223H137ZM144 224V222H143ZM146 224V223H145ZM145 224L142 225L145 227ZM154 224V223H153ZM152 224V225H153ZM161 224V223H160ZM182 224V223H181ZM180 224V226H181ZM221 224V223H220ZM241 224V223H240ZM263 224V223H262ZM113 225H117V224H113ZM122 225H125L122 223ZM130 225V224H129ZM135 225V224H134ZM140 225V224H139ZM167 225V223H166ZM179 225V224H178ZM183 225V224H182ZM229 225V224H228ZM234 225V224H233ZM232 225V226H233ZM246 225V224H245ZM252 225V224H251ZM101 226V225H100ZM119 226H120V222H119ZM133 225H131L132 227ZM162 227H164L163 225H161ZM190 226V225H189ZM207 226V225H206ZM205 226V227H206ZM231 226V225H229ZM102 227V226H101ZM108 227V226H107ZM110 227V226H109ZM114 227V226H113ZM113 227L111 226V229H113ZM139 227V226H138ZM143 227V228H144ZM194 227V226H193ZM237 227V226H236ZM240 227V226H239ZM244 227V226H243ZM99 228V227H98ZM115 228V227H114ZM119 228V227H118ZM152 228L150 227L149 224V229ZM154 228V226H153ZM209 228V227H208ZM241 228V227H240ZM104 229H107L104 227ZM121 228H119L118 230H120ZM124 229V228H123ZM122 229V230H123ZM126 229V228H125ZM135 229V228H134ZM145 229V228H144ZM143 229V230H144ZM147 229V228H146ZM163 230V228H161ZM250 229V228H249ZM252 229V227H251ZM29 230V229H28ZM100 230L101 229H97ZM117 230V232H118ZM128 230H132V229H128ZM127 230V231H128ZM153 230V229H152ZM166 230V229H165ZM207 230V229H206ZM211 230V229H210ZM221 230V229H220ZM230 230V228H229ZM233 230V229H231ZM241 230V229H240ZM262 230V229H261ZM109 231V230H108ZM114 231V230H113ZM125 230V232H127ZM145 231V230H144ZM160 231V230H159ZM228 231V230H227ZM242 231V230H241ZM256 231V230H255ZM37 232V231H36ZM39 232V231H38ZM97 232V231H96ZM99 232V231H98ZM97 232V233H98ZM103 232V231H101ZM100 232V233H101ZM107 232V231H106ZM116 232V231H115ZM121 232V231H120ZM119 232V233H120ZM124 231L122 232L123 234H126ZM130 232V231H129ZM132 232V231H131ZM146 232V231H145ZM148 232V231H147ZM166 232V231H165ZM169 232V231H168ZM215 232V231H213ZM222 232V231H221ZM263 232V231H262ZM261 232V234H262ZM118 233V234H119ZM133 233V232H132ZM163 233V232H162ZM161 233V234H162ZM185 233V231L183 232ZM194 233V232H193ZM207 233V232H206ZM210 233V232H209ZM217 233V232H216ZM245 233V232H244ZM264 233V232H263ZM99 234V233H98ZM97 234V235H98ZM107 234V233H105ZM109 234V233H108ZM112 234V233H110ZM128 234V233H127ZM155 234V232H154ZM165 234V233H164ZM181 233H179L180 235ZM211 234V233H210ZM213 234V233H212ZM248 234V233H247ZM251 234V233H250ZM249 234V235H250ZM260 234V235H261ZM40 234H38L39 236ZM95 235V233H94ZM100 235V234H99ZM99 235L97 237H99ZM117 235V234H116ZM153 234H151L152 236ZM163 235V234H162ZM169 235V234H168ZM184 235V234H183ZM199 235V234H198ZM218 235V234H217ZM239 235V234H238ZM264 235V234H263ZM262 235V236H263ZM37 236V234L35 235ZM96 236V235H95ZM113 236V234L111 235V237ZM126 236V235H125ZM124 236V237H125ZM132 235H130L129 237H131ZM161 236V235H160ZM166 236V235H165ZM209 236V235H208ZM212 236V235H211ZM210 236V237H211ZM214 236V235H213ZM257 236V235H255ZM94 237V236H93ZM104 237V236H103ZM110 237V235H109ZM117 237H119V235H117ZM121 237V236H120ZM127 237V236H126ZM128 237V238H129ZM163 237V236H161ZM167 237V236H166ZM170 237V236H169ZM190 237V236H189ZM192 237V236H191ZM199 237V236H198ZM227 237V236H225ZM232 237V236H231ZM241 237V236H240ZM243 237V236H242ZM100 238V237H99ZM106 238V237H105ZM104 238V239H105ZM116 238V237H115ZM123 238V236H122ZM133 239V237H131ZM131 238H129L128 240H130ZM212 238V237H211ZM224 238V237H223ZM250 238V237H249ZM257 238V237H256ZM38 239V238H37ZM94 239V238H93ZM98 239V238H97ZM113 239V238H112ZM118 239V238H116ZM121 239V238H120ZM124 239V238H123ZM121 239V240H123ZM208 239V238H207ZM214 239V238H213ZM219 239V238H218ZM244 239V237H243ZM251 239V238H250ZM262 239V237H261ZM260 239V240H261ZM36 240V239H35ZM99 240V239H98ZM97 240V241H98ZM108 240V239H107ZM111 240V238H110ZM106 241V243L108 244V242L110 241ZM190 240V239H189ZM206 240V239H205ZM211 240V239H210ZM231 240V239H230ZM93 241V240H92ZM124 241V240H123ZM133 241V240H132ZM185 241V240H184ZM213 241V240H212ZM215 241V240H214ZM35 242V241H34ZM102 242V240H101ZM113 242V241H112ZM119 242H121L119 240ZM207 242V241H206ZM205 242V243H206ZM210 242V241H208ZM235 242V241H234ZM239 242V241H238ZM262 242V240H261ZM95 243V242H94ZM111 243V241H110ZM114 243V242H113ZM125 243V242H124ZM215 243V242H214ZM218 243V242H217ZM223 243V242H222ZM221 243V244H222ZM230 243V242H229ZM241 243V242H240ZM35 244V243H34ZM105 244V242H104ZM119 244V243H118ZM121 244V243H120ZM185 244V242H184ZM193 244V243H191ZM199 244V242L197 243ZM207 244V243H206ZM216 244V243H215ZM227 246V243H225ZM259 244V243H258ZM257 244V245H258ZM100 245V244H99ZM102 245V244H101ZM111 246V244H109ZM114 245V244H113ZM112 245V246H113ZM116 245V242H115ZM124 244H122L123 246ZM127 245V243L125 244ZM123 246L127 248V246ZM229 245V244H228ZM239 245V244H238ZM243 245V244H242ZM263 245V244H262ZM36 246V245H35ZM109 246V247H110ZM205 246V245H204ZM216 246V245H215ZM247 246V245H246ZM244 246V247H246ZM34 247V245H33ZM37 247V246H36ZM98 247V245H97ZM103 247V246H102ZM108 247V246H106ZM118 247V246H117ZM117 247L115 249H117ZM121 247V245L119 246ZM179 247V246H178ZM183 247V246H182ZM181 247V248H182ZM198 247V246H197ZM209 247V245H208ZM214 247V246H213ZM212 247V249H213ZM230 246H228L229 248ZM239 247V246H238ZM243 247V248H244ZM262 247V246H261ZM105 249V247H103ZM103 248H100V250H102ZM199 248V247H198ZM205 248V247H204ZM111 249V248H110ZM113 249V247H112ZM122 249V252H123ZM189 249L191 250V248L189 247ZM188 249V250H189ZM218 249V248H216ZM223 250V248H221ZM230 249V248H229ZM232 249V248H231ZM235 249V248H234ZM120 250V249H119ZM125 250V249H124ZM127 250V249H126ZM129 250V249H128ZM131 250V249H130ZM129 250V251H130ZM177 250V248L175 249ZM187 250V251H188ZM211 250V249H209ZM227 250V249H226ZM109 251V249H108ZM106 251V254L107 252ZM112 251V250H111ZM199 251V250H198ZM204 251V250H203ZM218 251V250H217ZM97 252V251H96ZM101 251H99L100 253ZM173 252V251H172ZM181 252V249H180ZM190 252V251H189ZM195 252V250H194ZM224 252V251H222ZM103 253V252H101ZM109 253V252H108ZM163 253V252H162ZM167 253V252H165ZM164 253V254H165ZM198 253V252H196ZM195 253V254H196ZM226 253V251H225ZM260 253V252H259ZM98 255V253H96ZM104 253V255H106ZM163 254V255H164ZM189 254V253H188ZM208 254V252L206 253V255ZM210 254V253H209ZM224 254V253H223ZM264 254V253H263ZM262 254V255H263ZM132 255V254H131ZM178 255V253H177ZM226 255V254H225ZM261 255V256H262ZM5 256V255H4ZM107 256V255H106ZM121 256V255H120ZM166 256V255H165ZM198 256V255H197ZM211 256V255H210ZM98 257V256H97ZM117 257V256H116ZM181 257V256H180ZM190 257V255H189ZM209 257V255H208ZM259 257V256H258ZM191 258V257H190ZM106 259V258H105ZM175 259V258H174ZM197 259V258H196ZM264 259V258H262ZM263 261V260H262ZM263 263V262H262ZM261 264V263H259Z\"/></svg>",
  "mask_w": 264,
  "mask_h": 264
}]
</instances>
